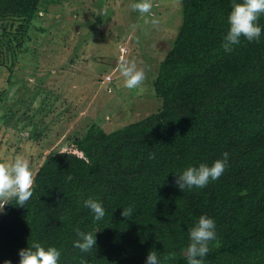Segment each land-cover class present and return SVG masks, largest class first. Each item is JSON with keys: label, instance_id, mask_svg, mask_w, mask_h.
Returning <instances> with one entry per match:
<instances>
[{"label": "trees", "instance_id": "1", "mask_svg": "<svg viewBox=\"0 0 264 264\" xmlns=\"http://www.w3.org/2000/svg\"><path fill=\"white\" fill-rule=\"evenodd\" d=\"M43 1L0 0V19L23 20L12 34L20 49L47 30L36 23ZM231 4L182 0L181 25L152 84L159 108L112 131L93 122L72 149L51 152L25 206L4 205L0 264H19V250L34 241L57 247L59 264H145L149 250L160 264H187L189 229L202 214L216 224L204 264H264V30L225 52ZM225 151L219 179L177 186L178 173ZM89 197L102 203V219L84 207ZM77 231H96V248L74 247Z\"/></svg>", "mask_w": 264, "mask_h": 264}, {"label": "rangeland", "instance_id": "2", "mask_svg": "<svg viewBox=\"0 0 264 264\" xmlns=\"http://www.w3.org/2000/svg\"><path fill=\"white\" fill-rule=\"evenodd\" d=\"M132 2L44 0L36 23L47 30L21 49L12 34L23 20L0 19V161L23 156L34 178L93 122L112 131L159 108L152 84L181 25L182 0H151L145 15ZM121 62L145 71L136 89L124 87Z\"/></svg>", "mask_w": 264, "mask_h": 264}, {"label": "clouds", "instance_id": "3", "mask_svg": "<svg viewBox=\"0 0 264 264\" xmlns=\"http://www.w3.org/2000/svg\"><path fill=\"white\" fill-rule=\"evenodd\" d=\"M151 9V0H133L131 3V10L140 15L151 14ZM262 14L264 0H232L227 17L228 30L221 43L223 50L232 51L235 45L241 43L242 37L250 42L259 41L264 30V26L258 23ZM153 23L156 21L153 20ZM119 72L124 78V87L128 89H136L145 80V71L138 68L134 62H121ZM228 163L229 153L225 151L221 158L213 161L211 165L201 163L199 166H189L178 173L177 186L182 191L185 188H203L210 181L219 179ZM32 184V170L23 156H16L12 162L0 161V212H3L4 205L13 199L16 201L15 205L25 206L32 196ZM83 205L93 213L94 220L105 216V209L99 200L89 197L83 201ZM133 211V208L128 207L122 209V214L129 217L133 215ZM95 232L77 231L78 239L73 241V246L81 252L96 248ZM215 239V220L205 214L200 215L189 229L190 242L185 251L187 264H204V257L209 252V242ZM60 256L61 252L57 247H45L34 241L31 246L19 250V264H59ZM145 264H160L155 250L148 251Z\"/></svg>", "mask_w": 264, "mask_h": 264}]
</instances>
